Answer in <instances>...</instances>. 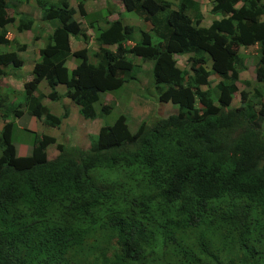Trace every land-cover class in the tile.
Returning a JSON list of instances; mask_svg holds the SVG:
<instances>
[{"label":"trees","instance_id":"16d2710c","mask_svg":"<svg viewBox=\"0 0 264 264\" xmlns=\"http://www.w3.org/2000/svg\"><path fill=\"white\" fill-rule=\"evenodd\" d=\"M34 1L52 32L24 83L29 114L56 125L69 115L34 95L45 80L50 100L69 98L84 118L107 116L110 105L94 108L99 93L139 75L128 55L151 62L145 89L178 112L134 132L120 114L88 149L57 143L53 159L45 147L56 140L43 135L32 154L17 156L9 119L23 110L15 91L0 87V119L8 120L0 130V264H264V0H211L206 25L197 0H121L144 22L137 31L119 16L108 20L109 5L90 14L82 2ZM76 13L97 49L71 51L69 37L84 29ZM17 16L19 31L31 28V16L0 0V45L13 48L0 50V77L23 65L24 46L5 27ZM254 54L251 88L239 91Z\"/></svg>","mask_w":264,"mask_h":264},{"label":"rangeland","instance_id":"374dc122","mask_svg":"<svg viewBox=\"0 0 264 264\" xmlns=\"http://www.w3.org/2000/svg\"><path fill=\"white\" fill-rule=\"evenodd\" d=\"M54 1V0H53ZM109 1V2H108ZM172 2V5L176 6V2L174 0H167ZM14 4L17 6L19 3L17 0H13ZM78 2H82L85 6V9L87 10H94V9H102L105 6L109 5L113 9V13L111 15L112 18H116L117 15L121 17V19L124 21V23L128 25H133L135 27V31H137L138 28L145 29L144 22L134 13L128 12L125 10L124 6L122 5L121 0H69V3L71 6L76 7ZM199 2V9L200 11L205 14L204 19L202 21L203 25H206L211 19L215 17L213 13L210 12V6H211V0H197ZM27 3V4H26ZM26 7L29 11H27L28 15L34 16L36 20H40V11L38 8V5L35 3L34 0H31L30 2H25ZM90 7H89V6ZM33 17V18H34ZM74 17L82 22L83 31L81 34H79L77 37H71V48L72 50L77 48H87L88 51L97 49V44L95 40V32H89L85 29V22L84 19L79 15V13H76ZM86 21V20H85ZM39 21L36 23V27L32 31L23 32L21 35V39L24 40L26 43H32L36 46L40 44L44 45L47 41V33L52 30V26L50 25H44L46 31L43 34L41 31L38 32V26ZM99 25H103V22L100 21ZM17 26V22L9 25V27L15 28ZM146 30V29H145ZM31 33L34 34V38H26V34L31 36ZM137 32L135 36H137ZM39 36V37H38ZM139 36V35H138ZM137 36V38H138ZM20 36H18L19 38ZM136 38V39H137ZM34 45H30V48H33ZM3 46V45H0ZM39 47V46H38ZM6 50L13 49L12 47H5ZM241 53H244L241 50ZM257 54V53H256ZM249 55L246 56L245 64L247 66V69L241 72L240 74V80L238 82V89L246 90L248 91L251 86L247 84L246 82H252L255 78V56ZM19 55L22 58H26V52H19ZM131 59V61L140 66L139 67V75L137 74V81L135 80H129L126 81L122 86H120L117 89L110 90V91H104L99 93V97L97 101L94 102V108L97 112L101 111L106 104H111V111L108 113L107 116L104 117H98L94 119V121H86L87 123L84 125L82 131H81V124L84 122L80 120L79 112L77 111V106L74 104V107H70L71 111L69 116L66 119H63L59 124H53L49 122L48 124L45 119L41 121V123H38V119L35 116H32L26 112H24L21 116L10 118L9 121L12 122V131H11V142L15 147V153L17 156H23V155H30L35 151V149L38 147L39 144L42 143L41 139L43 135H52L58 139L61 143H66L69 145H75V146H82L80 148H89L91 138L89 139L88 134L96 133L98 132L99 127H101L104 124H111L113 121L119 116L120 114H125L127 118L128 127L130 130H134L137 126V124L142 120L152 123L157 117H163L170 112H174L178 109L177 105L171 103V102H158L157 99V93L154 90L153 87V95H155L156 100L147 98L143 95V93L149 92L145 90V87H151L150 86V79L145 75L148 69L151 67L150 61L142 62L138 57L128 55ZM75 59V58H74ZM187 55H183L182 57H178L177 64L178 66L184 68L186 63ZM76 60V59H75ZM79 61V59H77ZM91 62H95L94 58H89ZM71 62V60H69ZM76 64L73 63V65H70V68L74 67ZM27 67L28 64H25L24 68L21 72H18L19 75H15V72L13 71L12 75H9L14 80V87H18L21 85V81L25 79L27 76ZM206 67L210 69L209 64H206ZM27 69V70H26ZM71 71V70H70ZM71 74V72L69 73ZM213 78L212 86L216 84L217 77L215 75H211ZM8 83L9 86H13L9 80L7 81L3 78L0 79V84ZM43 83L39 84L38 90L44 91V84L47 86L45 81H42ZM1 86V85H0ZM153 86V84H152ZM23 87V86H21ZM13 88V87H12ZM202 88H206V86H202ZM64 89V86L61 85L58 87L59 91H62ZM14 90V89H13ZM38 91V92H39ZM17 91L16 94L13 95V98L16 97L17 102L20 105L25 104L24 96L22 95L23 92ZM37 93V92H36ZM40 93V92H39ZM20 94V95H19ZM66 100H68L67 97H65ZM46 100V102H51V100L47 98H43ZM240 94L238 93L235 95L234 99L232 100V106H237L239 104ZM64 103V102H63ZM51 107H53V112L57 115L62 114L64 105L61 102L57 103H51ZM79 115V116H78ZM82 117V116H81ZM83 118V117H82ZM84 119V118H83ZM2 122H0V128H1ZM262 130L264 132V122L262 124ZM35 131L38 132V134L35 133ZM79 144V145H78ZM50 146H54L56 149V146L54 144H47L45 147V151L47 153V147H49V150H53ZM0 158H1V148H0ZM2 159V158H1Z\"/></svg>","mask_w":264,"mask_h":264},{"label":"crops","instance_id":"0c3cea01","mask_svg":"<svg viewBox=\"0 0 264 264\" xmlns=\"http://www.w3.org/2000/svg\"><path fill=\"white\" fill-rule=\"evenodd\" d=\"M19 4L16 6L15 4H14V2H13V0H10V4L11 5H14V7H16V12H18V13H23V14H25V13H28L27 11H29L28 9H27V7H26V4L25 3H21V2H19V1H17ZM30 2V1H29ZM89 6V5H88ZM90 7V6H89ZM106 7V6H105ZM104 7V8H105ZM211 7V6H210ZM39 8V7H38ZM86 10V12L87 13H90V14H94V13H98L99 11H101V10H103V8L102 9H99V10H97V9H94V10H92V11H90V10H87V9H85ZM39 11H40V9H39ZM111 15L112 14H110L109 16H108V20H111V19H113L112 17H111ZM34 17V16H33ZM39 21V26H38V32L39 31H41L43 34L45 33V31H46V29H45V27H44V25L46 24V25H50L49 23H47V22H44V21H42L41 19L40 20H36V18L34 17V23H33V25L31 26V28L30 29H28V30H26V33L28 32V31H32L35 27H36V23ZM96 25V24H95ZM50 27H51V25H50ZM6 28L9 30V32H11L13 35H15V37H16V41H18L20 44H22L23 46H24V50H23V52H26V58H22L23 59V65H22V67L21 68H19V69H17L16 70V72H15V75H19L18 74V72H21L22 71V69L24 68V66H25V64H28V67H27V76L25 77V79H23L22 81H21V85L20 86H18V87H14V80H13V78H8V77H6L5 78V80L7 81V79L9 80V82L13 85L12 87L15 89V90H17V91H22V83H23V81L25 80H29L30 78H31V69H32V67H33V61L37 58V56H38V54H37V52H38V50L40 49V48H42L44 45H42V44H40V42L39 43H37V44H39L38 46H36V45H34L33 43H32V41H31V43H26L24 40H22L21 39V35H22V32H19V33H17L15 30H14V28H12V27H9V24L8 25H6ZM52 32V30L50 31V32H48L46 35L48 36L50 33ZM15 33V34H14ZM18 36H20L19 38H18ZM32 37H34V34L33 33H31V36L30 35H28V34H26V38H32ZM39 37V36H38ZM34 38H36L37 39V37H34ZM71 36L69 37V42H70V48H71ZM34 45V47L33 48H30L31 46L30 45ZM71 50H72V48H71ZM21 52V51H20ZM69 60H71V62H69ZM73 63H75V61H74V59L70 56V57H68V59H67V61H66V66L70 69V65H73ZM72 69V68H71ZM41 83H43L42 81L40 82V84ZM4 85V87H7V86H9L8 85V83L6 82V83H4L3 84ZM59 86H61V85H58L57 86V90H58V87ZM11 87V86H10ZM44 91H41L42 92V94L44 95V98H46L45 96H46V94L50 91V89H49V87L48 86H46L45 84H44ZM59 91V90H58ZM63 91V90H62ZM62 91H59V92H62ZM48 99V98H47ZM62 102H64V103H67L68 104V100H66V98H62V100H61ZM60 101V102H61ZM42 103L43 104H45L46 106H48L49 108H50V110L53 112L54 110H53V107H51L52 105H51V103H57V101H51V102H46V100L45 99H42ZM70 103V102H69ZM70 104H68V105H66V106H69ZM70 114V113H69ZM39 121V123H41V121L40 120H38ZM56 138V137H55ZM53 150H49L48 148L49 147H47V156H48V158H53V157H55L56 155H57V153H58V151H57V149H55L54 148V146H50Z\"/></svg>","mask_w":264,"mask_h":264},{"label":"clouds","instance_id":"9594fccd","mask_svg":"<svg viewBox=\"0 0 264 264\" xmlns=\"http://www.w3.org/2000/svg\"><path fill=\"white\" fill-rule=\"evenodd\" d=\"M108 2H109V1H108ZM121 2H122V1H121ZM122 5H123V3H122ZM123 6H124V5H123ZM72 7H73V6H72ZM124 8H125V7H124ZM112 10H113V9H112ZM125 10H126V9H125ZM126 11H127V10H126ZM128 12H130V11H128ZM112 13H113V12H112ZM112 13H111V14H112ZM132 13H133V12H132ZM25 14H26V13H25ZM27 15H28V14H27ZM74 15H75V14H74ZM28 16H30V15H28ZM31 17H32V16H31ZM117 17H118V15H117ZM117 17H116V18H117ZM32 18H33V17H32ZM74 18H75V17H74ZM83 19H84V18H83ZM113 19H115V18H113ZM33 20H34V18H33ZM15 22H17V26H15L14 30H15L17 33H19V32H22V33H23V32H26L25 29L22 30V31H19V29L17 28V27H18V16L16 17V19H15L14 22H9V23H7L6 25H8V24L11 25V24H13V23H15ZM125 24H126V23H125ZM32 25H33V24H32ZM5 27H6V26H5ZM6 29H7V28H6ZM7 30H8V29H7ZM8 31H9V30H8ZM87 31H89V32L92 31V32H93V30H90V29L87 30ZM14 34H15V33H14ZM0 50L5 52V50H6V49H5V46H0ZM71 51H73V50H71ZM70 56H71V55H70ZM70 56H68V57H70ZM71 57L74 59L73 56H71ZM74 61H75V64H77V61H76L75 59H74ZM142 62H143V61H142ZM74 67H75V66H74ZM72 68H73V67H72ZM16 70H17V69H16ZM16 70H15V71H16ZM15 71H14V72H15ZM12 73H13V70L10 69V70H9V74L1 76L0 79H3V78L5 79L6 77L11 78L9 75H12ZM240 74H241V73H240ZM31 78H32V75H31ZM31 78H30L29 80H31ZM136 78H137V74H136ZM136 78L134 79L135 82L137 81ZM29 80H26V81L24 80V81H23V83H22V86H23V87H22V91H20V92H24V91H23V90H24V83L27 82V81H29ZM42 81H45V80H42ZM40 82H41V81H40ZM39 84H40V83H39ZM39 84H38V86H39ZM46 84H47V83H46ZM0 85H1L0 87H2V88L14 89V88H12V87H10V86L4 87V85L2 84V82H1ZM58 85H63V84H58ZM58 85H57V86H58ZM38 86H37V91H36L37 93L34 92V95L37 96L38 94H41V95H42L41 103H42V99L44 98V95L42 94L41 91L38 90ZM47 86H48V85H47ZM57 86H56V90H57ZM63 86H64V85H63ZM48 87H49V86H48ZM118 88H119V87H118ZM49 89H50V88H49ZM116 89H117V88H116ZM113 90H114V89H113ZM145 90H146V89H145ZM14 91L17 93V90L14 89ZM38 91H39L40 93H39ZM64 91H65V86H64V89H63L62 92H59V91L57 90V92L60 93V94H63ZM108 91H110V90H108ZM20 92H19V93H20ZM49 92H50V91H49ZM49 92H48V93H49ZM102 92H104V91H102ZM48 93H47V94H48ZM47 94H46V96H45L46 98H48ZM19 95H20V94H19ZM143 95H144L145 97H147L148 99L151 98V96L148 95L147 93H143ZM98 97H99V96H98ZM15 98H16V97H14L13 99H15ZM63 98H65V97H63ZM48 99H49V98H48ZM233 99H234V98H233ZM49 100H50V99H49ZM61 100H62V99H61ZM61 100H59V101H57V102H60ZM16 101H17V99H16ZM51 101H53V100H51ZM69 102H70V103H69ZM168 102H171V101H168ZM61 103L64 105V108H65L66 105L70 104L69 106H67L69 113H70V111H71L70 107H72V108L74 107V104L71 103V101L69 100V98H68V104H67V103H63L62 101H61ZM164 103H165V102H164ZM171 103H172V102H171ZM42 104H43V103H42ZM231 104H232V102H231ZM43 105H45V104H43ZM106 105H110V106H111V104H106ZM45 106H46V105H45ZM47 107H48V106H47ZM48 108H49V107H48ZM64 108H63V112H62V114H60V115H57L56 113H53V114H55L56 116H62L63 113H64ZM20 109L23 110V113H24V112L28 113V111H27V106H26L25 104H24V105H20ZM49 109H50V108H49ZM50 111H51V110H50ZM77 111H78V108H77ZM51 112H52V111H51ZM176 112H178V109L175 110L174 112H170L169 114H167V115H165V116H163V117H166V116H168V115H170V114H172V113H176ZM28 114H29V113H28ZM30 115H31V114H30ZM123 115H125V114H123ZM32 116H33V115H32ZM68 116H69V115H68ZM78 116H79V115H78ZM81 116H82V115H81ZM81 116H79V118H80L81 121L84 122L83 124H81V126H82L81 131H82L84 125L87 123L86 121H94V119L98 118V117H95V118H93V119H89V118H84V117L82 116V117L84 118V119H83ZM125 117H126V115H125ZM157 118H161V117H157ZM157 118H156V119H157ZM37 119L40 120V121L43 120V118H37ZM63 119H66V118H63ZM63 119L61 120V122L64 121ZM156 119H155V120H156ZM6 121H8V120L0 119V122H2V124H1V128H2L3 124H4ZM141 121H142V120H141ZM141 121L137 124L136 128H137L138 125L141 123ZM46 122H47L48 124H50V123H49L50 121L47 120ZM61 122H60V123H61ZM126 122H127V118H126ZM38 123H39V122H38ZM51 123H52V122H51ZM147 123H148V122H147ZM50 125H52V124H50ZM104 125H105V124H104ZM127 125H128V123H127ZM102 126H103V125H102ZM1 128H0V130H1ZM99 128H100V127H99ZM136 128H135L133 131H132V130H130V131H131V132H134V131L136 130ZM98 131H99V129H98ZM35 133L38 134L37 131H35ZM97 133H98V132H96V133H94V134H92V133L88 134L89 139H90L91 137L96 136ZM46 135H48V134H46ZM49 136H52V135H49ZM52 137H54V136H52ZM54 138H55V137H54ZM55 140H56L55 143H49V144H54V145L56 146L57 143H61V142L58 141V139L55 138ZM49 144H48V145H49ZM62 144H64V145H69V144H66V143H62ZM78 145H79V144H78ZM70 146H72V145H70ZM73 146H75V145H73ZM79 146H80V145H79ZM79 146H76V147H79ZM80 147H82V146H80ZM80 147H79V148H80ZM89 147H90V146H89ZM56 149H57V147H56ZM81 149H83V148H81ZM85 149H88V148H85ZM57 151H58V149H57ZM46 155H47V153H46ZM57 155H58V153H57ZM57 155H56V156H57ZM56 156H55V157H56ZM55 157H53V158H55ZM47 158H48V156H47ZM53 158H48V159H53Z\"/></svg>","mask_w":264,"mask_h":264}]
</instances>
